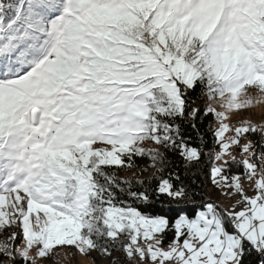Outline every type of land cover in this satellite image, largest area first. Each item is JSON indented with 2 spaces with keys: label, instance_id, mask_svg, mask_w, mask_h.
I'll return each mask as SVG.
<instances>
[{
  "label": "snow or ice",
  "instance_id": "snow-or-ice-1",
  "mask_svg": "<svg viewBox=\"0 0 264 264\" xmlns=\"http://www.w3.org/2000/svg\"><path fill=\"white\" fill-rule=\"evenodd\" d=\"M197 87L222 109H203L217 121L212 182L240 199L231 209L205 200L174 221L146 214L118 196L147 203L149 193L116 170L147 157L161 172L165 153L145 141L200 160L177 122L203 138L188 98ZM262 103L264 0H0V264L56 261L61 247L151 264L264 258V121L225 122ZM151 178L158 195H188Z\"/></svg>",
  "mask_w": 264,
  "mask_h": 264
},
{
  "label": "trees",
  "instance_id": "trees-1",
  "mask_svg": "<svg viewBox=\"0 0 264 264\" xmlns=\"http://www.w3.org/2000/svg\"><path fill=\"white\" fill-rule=\"evenodd\" d=\"M205 92L201 87H197L194 91L188 93L189 100H194L197 108L201 110L200 116L197 117L196 123L200 129V133L203 134L202 139H198L197 134L191 129L189 124L183 121H177L181 124L183 134L186 137H190V143L193 146H200L202 151V156L200 160L188 162L184 160L180 154L179 150L176 149H165L162 146L158 145H148L145 148H151L152 146L158 147L161 152H164L166 155V161L164 168L161 172H156L155 170L147 177H142L140 174L141 169L149 166L151 161L147 158H136L135 167L129 169H118L116 170L117 177H127L133 181V190L140 189L146 190L149 193L150 200L147 203L144 202H135L131 198L126 197L124 193H119L118 198L120 200L127 199L128 202L133 203L140 211L151 214V215H164L170 221L174 219L181 213L185 212L188 215H193L197 205L202 204L205 200L219 204L220 200V189L215 184H213L210 176L211 168V157L212 153L217 149L218 145L215 143L211 129L216 127V120L213 116L203 115V95ZM258 134L249 137L250 139L257 140L256 136ZM151 142V141H145ZM152 147V148H154ZM157 168L160 167L159 164L156 165ZM233 172L242 171V169L232 166ZM165 176L172 180L173 184L177 187L183 186L188 195L184 200H173L167 195H158L154 189L157 185V179L151 178L153 175ZM175 174V175H172ZM176 176L179 179H176ZM139 178L143 181V184H135V181ZM224 208V207H223ZM225 209V208H224ZM231 231V227L229 226ZM174 236L173 231H167L163 236L162 245H167L172 240ZM100 256L99 251H96ZM111 253H115V262L116 264H147V260L140 261L139 257L136 260L127 259L124 253L121 250L113 249ZM7 264H11V261H8ZM38 264V263H37ZM106 264H113L111 263ZM244 264H264V258L258 256L256 253L251 255H246L244 257Z\"/></svg>",
  "mask_w": 264,
  "mask_h": 264
},
{
  "label": "rangeland",
  "instance_id": "rangeland-1",
  "mask_svg": "<svg viewBox=\"0 0 264 264\" xmlns=\"http://www.w3.org/2000/svg\"><path fill=\"white\" fill-rule=\"evenodd\" d=\"M253 95H255L254 92H253ZM203 98H204V102H203L204 108L207 107L209 103H211L212 106L216 108L217 111L222 110L220 107L219 99L215 101H209L206 94L203 95ZM244 119L250 120L253 123H256L259 125L262 121H264V103L256 105L255 107H250L249 109L244 110V111H238V112L231 113L229 114L228 119L225 122L228 123L231 128H235L239 126L240 121ZM216 126H217V121H216ZM231 135H232L231 131L226 132L225 138ZM256 138L257 140L260 139L259 134L256 136ZM248 139L250 138L248 136H245L241 140V143L247 142ZM148 143L149 145H154L153 142H144V147L149 146ZM215 151H219V147H217ZM232 153L238 159L243 158L239 150L235 147L232 148ZM217 163H220V162L217 161ZM150 165L151 163L149 164V166H146L145 168L141 169L140 175L142 177L149 176L155 170V168L151 167ZM241 183L247 195L251 196L254 194V188L252 186V183L248 179L242 177ZM219 189H220L219 204H221L222 207H224L225 209H231L232 205L235 204V202L240 199V196L238 194H233V195L224 194V193L230 192L231 191L230 189H224V188H219ZM240 207H242V205H238L236 210H239ZM17 244L20 245L21 241L18 240ZM160 246L167 248L168 244L160 245ZM113 257L114 258L116 257L115 253H111V257L100 256L96 251H92L89 255H82L80 252L76 251L75 248L61 247L59 249V259L58 260L51 261L47 259H40L37 261V263L38 264H106V263H111L113 261L112 259ZM147 264H151V261L147 260Z\"/></svg>",
  "mask_w": 264,
  "mask_h": 264
},
{
  "label": "bare ground",
  "instance_id": "bare-ground-1",
  "mask_svg": "<svg viewBox=\"0 0 264 264\" xmlns=\"http://www.w3.org/2000/svg\"><path fill=\"white\" fill-rule=\"evenodd\" d=\"M112 260V259H111Z\"/></svg>",
  "mask_w": 264,
  "mask_h": 264
}]
</instances>
